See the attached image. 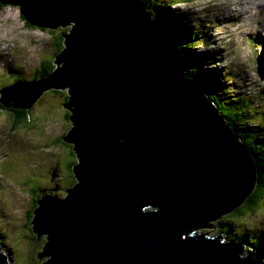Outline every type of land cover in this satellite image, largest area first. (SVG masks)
Listing matches in <instances>:
<instances>
[{
  "label": "water",
  "instance_id": "95a60500",
  "mask_svg": "<svg viewBox=\"0 0 264 264\" xmlns=\"http://www.w3.org/2000/svg\"><path fill=\"white\" fill-rule=\"evenodd\" d=\"M0 1L36 27H72L53 73L1 88L26 109L69 93L77 182L35 208L42 264H264L217 230L255 191L252 155L139 0Z\"/></svg>",
  "mask_w": 264,
  "mask_h": 264
},
{
  "label": "rangeland",
  "instance_id": "374dc122",
  "mask_svg": "<svg viewBox=\"0 0 264 264\" xmlns=\"http://www.w3.org/2000/svg\"><path fill=\"white\" fill-rule=\"evenodd\" d=\"M203 1L207 4L209 3V6L205 5L204 9H209V7H211V0ZM219 1L220 3L216 4L218 8L215 7L213 8L214 10L211 9L207 15L215 20L223 21L222 19L226 18L222 16L225 9L218 6L222 4V1ZM224 1L226 0H223V2ZM234 1L235 0H231V2ZM247 2V7L249 9L255 7L253 6L254 2L252 0ZM158 3L161 4V1L159 0ZM200 3H202V0ZM2 4L3 8L0 6V94L1 88L9 86L10 81L15 79V70L18 65L21 70L24 66L23 73L25 75L24 78H19L18 81L27 79V77L35 73L37 75L39 74V76L41 74V78L47 77L50 64H54L55 62L57 51L60 49V53L65 47L64 43L60 40V32H69L71 26H62L60 28H34L26 23L27 19L22 15L19 6L7 4L5 2ZM255 4L257 3L255 2ZM176 5L175 8L179 10L175 11L180 15L177 16L173 11H168V9H166L167 16L165 17V22L169 25V28H171V33H181L184 35L186 43L182 46H186L187 49L182 51L181 56L185 64H190V67L187 66V68L190 69L189 71L193 78L197 76L199 71L204 72L206 76L211 75L212 77H216L215 72L220 70L221 72H219L224 74L222 75L223 78L225 74H227L223 72H234V63L231 64L228 62L234 58L231 54L230 46L233 42H236V40H234L235 37L242 33L241 26H243V20H235L232 22L231 26L217 30L213 27L209 33L203 31L200 32L199 35H194L193 32H187L184 27L192 25L194 30L202 31L204 25L197 24L199 28H195L193 22H197V20L194 17L190 18V13L183 10V7L187 8V6L183 3ZM193 5L194 9L200 10V8L195 6L196 4ZM257 7L258 6H256V8ZM149 8L152 12L154 11L152 6ZM243 9L246 10L245 5H243ZM237 12L235 11L234 13L237 14ZM251 38L257 41L262 40L261 36H257L254 33L251 35ZM197 39V43L193 45ZM203 39H209V47L200 43ZM12 41H17V43L21 45L19 49L15 50L13 53L9 51L11 46H8L7 52L2 51L4 47L3 43ZM262 43H264V41ZM173 44L178 48L175 43ZM192 45L194 46L193 48L191 47ZM250 49H255V46ZM246 50L247 49H242L240 54H235L236 58L243 56ZM212 52L214 53L213 56ZM178 53L181 54L180 51H178ZM183 53L186 57L183 56ZM258 54L259 53H256L255 50L251 51V56L253 55L257 58ZM212 58L215 62L211 61ZM51 59L52 61L49 63ZM258 59L260 60L259 57ZM247 63L250 64L252 70L259 78L261 76H263L261 77L262 79L264 78V64L262 62L258 61V64L256 62L255 65L251 58ZM254 72H250L252 74L250 76L243 72L241 76L248 81V84H251V91L256 93L258 90L255 87L260 86L262 79L261 82H252L251 78L255 76ZM259 78L257 80H259ZM216 84L217 83L214 81L212 85L213 89H211L214 96L224 98L227 93L224 94L223 87L220 88L219 85L216 87ZM244 87L247 88V84H244ZM53 91L61 92L56 93ZM64 92L66 95L68 94V91H65V89L53 88L50 89V91L47 90L42 93L31 107V110L34 112H31L33 114L32 121L27 125L23 123L18 125L14 120V117L18 115L15 110H21L22 112V110L26 108L8 107L6 105L7 103L3 101L4 99L0 95V179L2 181L0 182L2 183L0 184V195L4 200L3 203H1L2 199L0 198V229L4 232V238H2L4 240L0 239V242H2L1 244L7 253H9L8 250H10V255H8V257L12 261L13 256L14 264H42L38 256L39 251L32 225L35 208L41 197L45 194H51V189L58 186L59 189L57 192L66 190L72 183L70 179L74 178L72 172L74 157L71 154L74 153L72 146L75 147V145L70 142H64L63 140L59 141V139L65 137L73 127V122L70 119L72 111L63 106L66 99ZM233 96L235 98L234 94ZM42 97V101L46 103L40 104V99ZM225 101L226 100H222L221 103H225ZM241 101H243V99ZM224 103L223 105L225 107H232ZM237 106L239 108L240 103L237 102ZM2 108H5V110L2 111ZM10 108L15 109L11 110ZM232 114L237 120L240 117H250V115H242L243 112L239 114L235 111ZM248 125L251 124L248 123ZM13 131L15 132L14 138L11 136ZM249 132L250 131H245L246 134H249ZM262 133H264V130L258 131L255 136L250 135V139L252 140L251 144L255 146L256 150L264 154V134ZM247 138L250 141L249 137ZM54 140L58 141L57 144L55 143L56 146L51 148L56 153L55 155H53L50 148H47V146L54 143ZM15 162L16 164L14 165ZM14 171L19 174V179L17 181L13 178ZM259 175L260 174H258L255 189L258 186V180L261 181ZM8 181L13 182L9 184ZM75 181L77 182L76 177ZM53 184H56V186H53ZM39 188L41 190H39ZM37 189L39 190V194L36 199L33 193ZM261 196L263 197L260 199V206L257 205L258 208L257 206L255 207L258 209L257 212L249 209L250 211L248 210L241 215L232 214L228 216L230 213L224 215L217 221V230L225 238L228 239L230 237L235 241H238L236 233H242L246 237L253 239L256 243L257 240H260L259 242H261L262 239L264 240V227H260L257 222L252 221L256 220L263 225L264 217L259 214H264V194ZM250 198L249 196L241 204L242 208L248 205ZM1 212L4 214H1ZM222 227H224V230H222ZM245 233H248V235ZM243 241L244 244L257 253H264L262 249L251 247L245 239H243ZM24 250H27L28 253H25Z\"/></svg>",
  "mask_w": 264,
  "mask_h": 264
},
{
  "label": "trees",
  "instance_id": "16d2710c",
  "mask_svg": "<svg viewBox=\"0 0 264 264\" xmlns=\"http://www.w3.org/2000/svg\"><path fill=\"white\" fill-rule=\"evenodd\" d=\"M139 1L143 5L145 11L147 13L149 12L148 14L151 15V17L153 18V21L157 25H159L162 29H164L165 32H166V34L168 35V37L173 41V43H175L178 46V49H179V51L182 54V51L185 50V49H187L186 46L185 47L182 46L184 43H186V39H185L184 35L181 34V33H171L170 32L171 31V28H169V25H167V23L165 22V17L167 16L165 10L167 9V7L166 6H163L164 4L162 5V4L158 3L159 0H151V1H149V0H139ZM0 6L3 8V4L1 2H0ZM150 6H152L154 8V11L153 12L149 8ZM26 23L29 26H32L34 28H37L36 26L30 24L27 20H26ZM70 29H71V27H70ZM63 32H67V31H61L60 32V40L64 43V46H65V39H63L64 37L62 35ZM193 45H195V42H194ZM193 45L191 46L192 48L194 47ZM59 51H60V49L57 51V54L59 53ZM184 55L185 54L183 53V56ZM184 57H186V56H184ZM51 61H52V59L49 61V63H51ZM186 65L190 67V64L187 63ZM17 68H19V65L16 67V69ZM55 68L56 67L54 66L53 63L50 64V68L48 70L49 73L50 74L53 73V71H54ZM188 72H190V71H187V73ZM197 72H198V70H197ZM49 73H47V75H49ZM22 74H23V71H22ZM22 74L16 75L15 76V79H12L10 84H13L14 81H18L19 78H24ZM215 76L216 77H212L211 75L206 76L204 74V72L199 71L198 74H197V76L194 79H191V78L190 79L198 82L202 88L204 87V89L206 90V92L207 91L209 92L208 93V96H209L210 100L213 102V104L215 105V107L219 111V113L224 116L225 122L227 124L230 123L229 126L234 130V132L237 135L239 141L242 144L248 145L251 148V154H252V156L254 158V161H255L256 165H258L257 166V174L259 172V174H260L259 176L261 177V181L258 180V186L256 187L255 191L250 195L251 198L249 200L248 205L246 207H243V208L242 207L241 208H238L232 214L233 215H241L243 213H246L249 209L251 211H254L255 210L257 212L258 209H256L255 207L257 205L260 206V204H261L260 199H262V197H263L261 195L264 194V154L261 153V152H258L256 150L255 146L251 144L252 140L249 137L250 135L246 134L245 131H250V133L254 134V136H255L258 133L255 130H257L259 128H260V131L261 130H264V129H262L264 126L261 123H260V126H258L255 123H253V124H251V127L249 128L250 125H248V123H251L254 120H253V117L251 115L250 109L248 108V105L243 104L242 101L239 100V98H233V96H232V98H230V96H231V94H229L230 89H228L227 86H222L223 84L221 83L222 82L221 79H219L216 74H215ZM40 78H41V74L39 76V74L37 75L35 73V74H32L27 79H28V81H34V80H39ZM214 81L217 83L216 84V87H218V85L220 86V88L223 87L224 94L227 93V95H225L224 98L215 97L213 94H211V91H212L211 89H213L212 85H213ZM55 92L57 93V91H55ZM0 95L2 97V94H0ZM1 97H0V100H1ZM40 100H41L40 101L41 102L40 104L46 103V102H43L42 101L43 100V97ZM66 100L68 101L67 96H66V99H65L64 103L67 102ZM222 100H226L225 103L224 102L223 103L224 104H227L229 106H232V107L231 108L225 107L223 105V103H221ZM237 102L240 103V107L239 108H235L236 105H234V104L237 103ZM10 109L11 110H14L15 108H10ZM3 110H5V108H2V111ZM7 111H8V108H7ZM15 111H17L18 115L14 117V120H15V122H17L18 125H20L21 123H23L24 125H27V124H30L31 123V121H32V115H33L31 113L33 111V110H31V108L30 109H23L22 112H21V110H15ZM235 111H237L239 114H242V112H243L242 115H245V116L250 115V117H243V118L240 117L237 120V118L236 117L234 118L233 117V114H232ZM259 135H261V134H259ZM247 137H249L250 141L248 140ZM61 140L62 139L60 138L59 141H61ZM57 142H58L57 140H54V144L55 143L57 144ZM56 144H55V146H56ZM72 149L74 150V153L71 154L74 157V162L72 163L73 164V170H72V172H73L74 178H71L70 179L72 183L70 184V186L68 188H70L72 185H74V183H76V181H75L76 175H75L74 169H75V166L77 164V160H79L78 155H77V153L75 151V148L73 146H72ZM15 172H14L13 178H14L15 181H17L19 179V175H17ZM12 182H11V184H12ZM8 183H10V181H8ZM66 191H67V189H66ZM38 194H39V190L37 189V190H35V192L33 193V195L36 198L38 196ZM258 206H257V208H258ZM231 215H229V216H231ZM222 230H224V227H222ZM1 231H3V230L1 229ZM207 236H210V235H207ZM236 237L238 239V242H241V241H243V239H245L250 244L251 247H253V248L255 247L257 249H262L264 251V240H261V242H259L260 240L259 241L257 240V243H256L253 239H251L250 237H246L245 235H243L241 233H236ZM0 238H4V234L2 232L0 234ZM246 238H248V240ZM2 240H4V239H2ZM230 240H233V239L230 238ZM230 240H228V241H230ZM233 241H235V240H233ZM24 252L25 253H28L27 250L26 251L24 250ZM8 255H10V253H8Z\"/></svg>",
  "mask_w": 264,
  "mask_h": 264
},
{
  "label": "bare ground",
  "instance_id": "6f19581e",
  "mask_svg": "<svg viewBox=\"0 0 264 264\" xmlns=\"http://www.w3.org/2000/svg\"><path fill=\"white\" fill-rule=\"evenodd\" d=\"M240 1V4L241 5H245V9L247 10V13H249V11L252 13V15L255 17V14H257L258 16H262L263 14H264V0H252L254 3H253V6H254V4H255V2L258 4V5H260L261 6V9H262V11L263 12H260L261 11V9H260V7H254V8H252V9H249L248 7H247V1H250V0H246V1H242V0H239ZM145 4V3H144ZM208 5V4H207ZM212 5H214V4H212ZM209 6V5H208ZM219 6V5H218ZM212 8H215V7H212ZM187 10V9H186ZM185 10V11H186ZM217 10V9H216ZM235 12V9L234 8H227V6H225V10L223 11V13H222V16L223 17H226V19H228L229 21H235L236 19H237V16L238 15H240V13L239 12H237V14H235L234 13ZM149 13V12H148ZM218 13V12H217ZM219 14V13H218ZM156 16V15H155ZM222 18V17H221ZM248 18L249 19H253L250 15L248 16ZM60 28V27H59ZM251 31H252V29H250V33H251ZM177 32V31H176ZM64 33V32H63ZM64 37V36H63ZM32 40V39H31ZM185 45V44H184ZM18 69V68H17ZM50 75V74H49ZM49 75H47V76H49ZM254 77H252L251 78V81L252 82H254V81H259V82H261V77L259 78L256 74H255V72H254ZM259 78V80H257ZM249 80V79H248ZM263 80V79H262ZM246 84V83H245ZM254 86V85H253ZM255 88H257V87H255ZM66 91V90H65ZM65 93V92H64ZM65 95H66V93H65ZM67 96V98L69 99V93L66 95ZM220 110V109H219ZM230 124V123H229ZM53 186H56V184H53ZM64 187V186H63ZM59 189V187L57 186L56 188H54V189H51L50 190V192L51 193H54V192H57V190ZM39 190H41L40 188H39ZM44 196H46V195H44ZM1 214H4L3 212H1ZM1 232L4 234V232L3 231H1V229H0V234H1ZM247 235H248V233H247ZM1 240H2V238H0ZM229 239V238H228ZM247 240H248V238H246ZM9 251V250H8ZM9 253H10V251H9ZM10 259V258H9Z\"/></svg>",
  "mask_w": 264,
  "mask_h": 264
},
{
  "label": "clouds",
  "instance_id": "9594fccd",
  "mask_svg": "<svg viewBox=\"0 0 264 264\" xmlns=\"http://www.w3.org/2000/svg\"><path fill=\"white\" fill-rule=\"evenodd\" d=\"M70 27H71V26H70ZM71 28H72V27H71ZM58 54H59V53H58ZM58 54H57V55H58ZM29 77H30V76H29ZM22 80H23V79H22ZM15 82H16V81H15ZM51 89H53V88H51ZM46 91H47V90H46ZM53 92H55V91H53ZM57 92L60 93V91H57ZM43 93H44V92H43ZM68 100H69V99H68ZM67 102H68V101H67ZM67 102H66V103H67ZM61 139H62L64 142H68L67 140H65L64 137H62ZM74 148H75V147H74ZM75 151H76V150H75ZM76 179H77V178H76ZM74 185H75V183H74ZM74 185H72L70 188H67V189H71ZM240 208H241V207H240ZM231 214H232V213H231ZM231 214H229V215H231ZM229 215H228V216H229ZM241 234H242V233H241ZM246 234H247V233H246ZM262 240H263V239H262ZM38 256L40 257L39 253H38ZM9 261H10L9 264H14V263H13V256H12V261H11L10 259H9Z\"/></svg>",
  "mask_w": 264,
  "mask_h": 264
}]
</instances>
